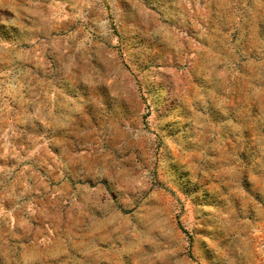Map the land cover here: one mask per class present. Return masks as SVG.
Segmentation results:
<instances>
[{"label":"rangeland","instance_id":"obj_1","mask_svg":"<svg viewBox=\"0 0 264 264\" xmlns=\"http://www.w3.org/2000/svg\"><path fill=\"white\" fill-rule=\"evenodd\" d=\"M0 264H264V0H0Z\"/></svg>","mask_w":264,"mask_h":264}]
</instances>
